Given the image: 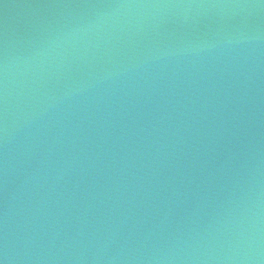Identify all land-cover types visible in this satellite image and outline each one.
Wrapping results in <instances>:
<instances>
[{
    "label": "water",
    "instance_id": "water-1",
    "mask_svg": "<svg viewBox=\"0 0 264 264\" xmlns=\"http://www.w3.org/2000/svg\"><path fill=\"white\" fill-rule=\"evenodd\" d=\"M0 264H264V0H0Z\"/></svg>",
    "mask_w": 264,
    "mask_h": 264
}]
</instances>
